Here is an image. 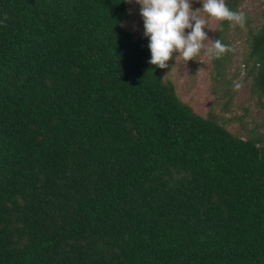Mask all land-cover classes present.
Masks as SVG:
<instances>
[{
  "label": "trees",
  "instance_id": "trees-1",
  "mask_svg": "<svg viewBox=\"0 0 264 264\" xmlns=\"http://www.w3.org/2000/svg\"><path fill=\"white\" fill-rule=\"evenodd\" d=\"M128 14L0 0V264H264V21L246 18L242 61L263 129L242 137L232 93L195 112ZM221 25L230 46L240 26ZM229 58L211 57L215 83Z\"/></svg>",
  "mask_w": 264,
  "mask_h": 264
},
{
  "label": "rangeland",
  "instance_id": "rangeland-1",
  "mask_svg": "<svg viewBox=\"0 0 264 264\" xmlns=\"http://www.w3.org/2000/svg\"><path fill=\"white\" fill-rule=\"evenodd\" d=\"M128 17L122 26L138 35L144 29L143 18L140 15V5L127 3ZM193 10L202 7V0H192ZM239 12L245 14L250 26L255 28L264 21V0H242ZM206 19L207 27L204 31L211 39L218 20L211 18L202 10L197 13ZM194 23V22H193ZM190 31L189 29L185 30ZM246 27H240L236 34L229 38L230 58L224 72V80L215 83L210 73L212 66L211 56L204 50L196 57L185 62L178 53L173 57L168 68L163 70L165 79L170 80L179 97L189 103L195 112L206 115L210 106L215 103V108H221L228 95L232 93L230 102L223 112L224 125L231 131L242 137L247 136V130L255 127L256 130L263 129L259 124L263 121V112L256 106L255 100L249 95L248 87L250 79L246 77V67L242 65L245 50ZM210 47V40L205 42ZM241 86L236 89L235 84ZM224 109V108H223Z\"/></svg>",
  "mask_w": 264,
  "mask_h": 264
},
{
  "label": "clouds",
  "instance_id": "clouds-1",
  "mask_svg": "<svg viewBox=\"0 0 264 264\" xmlns=\"http://www.w3.org/2000/svg\"><path fill=\"white\" fill-rule=\"evenodd\" d=\"M133 3V0H125ZM140 5V15L143 18L144 36L149 38L148 47L151 52L150 64L161 69L168 68V61L173 53L187 62L196 59L202 50L213 58H220L234 49L225 45L220 39H210L204 31L206 19L199 16L202 10L211 18L227 21L231 26L244 27L246 16L242 12L231 10L225 0H202V7L193 10L192 0H134ZM194 22V23H193ZM208 28V27H207ZM190 31L186 32L185 30ZM223 31V26L217 29ZM211 40V46L205 42ZM241 85L235 84L238 89Z\"/></svg>",
  "mask_w": 264,
  "mask_h": 264
}]
</instances>
